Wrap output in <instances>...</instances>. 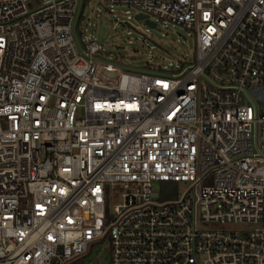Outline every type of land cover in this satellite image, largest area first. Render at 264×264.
Here are the masks:
<instances>
[{
    "label": "built area",
    "instance_id": "built-area-1",
    "mask_svg": "<svg viewBox=\"0 0 264 264\" xmlns=\"http://www.w3.org/2000/svg\"><path fill=\"white\" fill-rule=\"evenodd\" d=\"M88 1L0 0V264H264V0H96L192 38L138 67Z\"/></svg>",
    "mask_w": 264,
    "mask_h": 264
},
{
    "label": "rangeland",
    "instance_id": "rangeland-1",
    "mask_svg": "<svg viewBox=\"0 0 264 264\" xmlns=\"http://www.w3.org/2000/svg\"><path fill=\"white\" fill-rule=\"evenodd\" d=\"M96 9H99L97 16L95 15ZM124 9V7L118 6L113 8L114 16H112L111 13L104 11L96 0H89L83 9L84 19L94 22V26L90 29L96 39L104 45L117 47V49H109V51L122 56L119 59L121 63L138 67L149 60L154 64L161 65L167 62L174 63L182 57L188 59L192 54V38L186 36V31L180 26L168 23L166 28H163L157 22V26L151 28L133 18L125 19ZM115 17H117L116 20ZM127 29L133 31L132 36L140 35L141 41L133 40L131 44L124 42L123 38ZM148 35H151V38ZM157 186L158 183L154 182L153 188ZM178 187L181 189L182 184H178ZM121 193L122 190L119 186L108 188L106 197L108 210H112L115 204L121 202ZM208 226L221 227V225L216 224H209ZM83 254V264H108L107 242L105 240L93 242L89 250Z\"/></svg>",
    "mask_w": 264,
    "mask_h": 264
},
{
    "label": "trees",
    "instance_id": "trees-1",
    "mask_svg": "<svg viewBox=\"0 0 264 264\" xmlns=\"http://www.w3.org/2000/svg\"><path fill=\"white\" fill-rule=\"evenodd\" d=\"M92 246V245H91ZM90 246V247H91ZM89 247V248H90ZM89 248L87 249V251L89 250ZM83 257H84V254L83 255H80L74 259H72L71 261H69L67 264H83Z\"/></svg>",
    "mask_w": 264,
    "mask_h": 264
},
{
    "label": "water",
    "instance_id": "water-1",
    "mask_svg": "<svg viewBox=\"0 0 264 264\" xmlns=\"http://www.w3.org/2000/svg\"><path fill=\"white\" fill-rule=\"evenodd\" d=\"M135 17L136 18H140L141 17V15L140 14H136L135 15ZM147 22V24H149L150 26H152L153 25V23L152 22H150V21H146Z\"/></svg>",
    "mask_w": 264,
    "mask_h": 264
}]
</instances>
